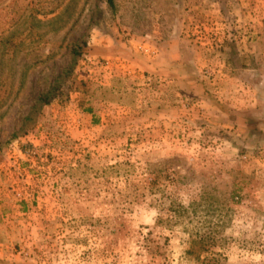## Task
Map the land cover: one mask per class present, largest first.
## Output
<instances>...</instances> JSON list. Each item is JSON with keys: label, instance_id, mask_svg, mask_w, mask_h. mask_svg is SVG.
I'll return each instance as SVG.
<instances>
[{"label": "rangeland", "instance_id": "374dc122", "mask_svg": "<svg viewBox=\"0 0 264 264\" xmlns=\"http://www.w3.org/2000/svg\"><path fill=\"white\" fill-rule=\"evenodd\" d=\"M0 264H264V0H0Z\"/></svg>", "mask_w": 264, "mask_h": 264}, {"label": "trees", "instance_id": "16d2710c", "mask_svg": "<svg viewBox=\"0 0 264 264\" xmlns=\"http://www.w3.org/2000/svg\"><path fill=\"white\" fill-rule=\"evenodd\" d=\"M107 3L109 4V6H110L111 8L114 7V0H107ZM88 111L91 112V110H88Z\"/></svg>", "mask_w": 264, "mask_h": 264}, {"label": "crops", "instance_id": "0c3cea01", "mask_svg": "<svg viewBox=\"0 0 264 264\" xmlns=\"http://www.w3.org/2000/svg\"><path fill=\"white\" fill-rule=\"evenodd\" d=\"M167 65V64H166ZM152 69H155L154 66H152Z\"/></svg>", "mask_w": 264, "mask_h": 264}, {"label": "built area", "instance_id": "2783aa9c", "mask_svg": "<svg viewBox=\"0 0 264 264\" xmlns=\"http://www.w3.org/2000/svg\"><path fill=\"white\" fill-rule=\"evenodd\" d=\"M26 154H28V153H26ZM30 155V154H29Z\"/></svg>", "mask_w": 264, "mask_h": 264}]
</instances>
